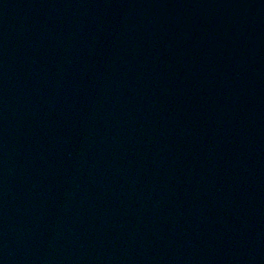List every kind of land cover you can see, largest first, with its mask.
Instances as JSON below:
<instances>
[{
	"label": "water",
	"instance_id": "95a60500",
	"mask_svg": "<svg viewBox=\"0 0 264 264\" xmlns=\"http://www.w3.org/2000/svg\"><path fill=\"white\" fill-rule=\"evenodd\" d=\"M0 264H264V0H0Z\"/></svg>",
	"mask_w": 264,
	"mask_h": 264
}]
</instances>
